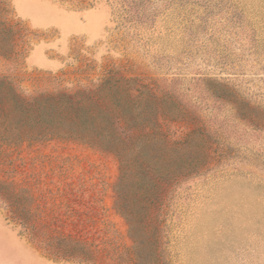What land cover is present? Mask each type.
I'll use <instances>...</instances> for the list:
<instances>
[{"label":"rangeland","instance_id":"rangeland-1","mask_svg":"<svg viewBox=\"0 0 264 264\" xmlns=\"http://www.w3.org/2000/svg\"><path fill=\"white\" fill-rule=\"evenodd\" d=\"M111 74L175 101L213 161L162 186L130 231L114 206L116 157L68 141L5 146L0 109V182L56 190L52 214L87 220L60 234L78 227L91 257L43 255L0 205V264H264V0H0V106L4 81L33 95ZM63 183H83L80 200L102 215L65 210Z\"/></svg>","mask_w":264,"mask_h":264},{"label":"trees","instance_id":"trees-1","mask_svg":"<svg viewBox=\"0 0 264 264\" xmlns=\"http://www.w3.org/2000/svg\"><path fill=\"white\" fill-rule=\"evenodd\" d=\"M3 86L1 143L68 141L116 157L114 206L130 231L143 225L148 206L158 199L162 186L172 187L213 161L210 140L203 131L182 128L175 101L158 96L135 79L111 74L73 91L33 95L18 93L5 81ZM58 175L66 180L65 174ZM61 185L57 191L66 197L65 210L102 215L99 200H80L87 190L83 183ZM55 192L1 181L0 205L8 213L6 220L43 255L55 261L89 262L78 227L73 226L74 234L59 232L68 222L79 226L87 220L52 214Z\"/></svg>","mask_w":264,"mask_h":264}]
</instances>
